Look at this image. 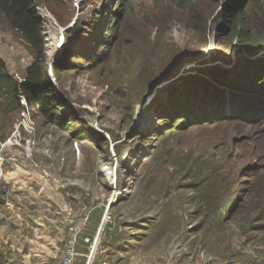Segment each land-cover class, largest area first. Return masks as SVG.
Wrapping results in <instances>:
<instances>
[{"label": "rangeland", "instance_id": "374dc122", "mask_svg": "<svg viewBox=\"0 0 264 264\" xmlns=\"http://www.w3.org/2000/svg\"><path fill=\"white\" fill-rule=\"evenodd\" d=\"M224 1L35 0L74 120L0 93V264H54L71 241L75 264H264V117L153 133L187 76L230 91L210 75L246 53L219 29ZM240 23L263 33L264 0ZM0 58L12 76L33 59L2 13Z\"/></svg>", "mask_w": 264, "mask_h": 264}, {"label": "trees", "instance_id": "16d2710c", "mask_svg": "<svg viewBox=\"0 0 264 264\" xmlns=\"http://www.w3.org/2000/svg\"><path fill=\"white\" fill-rule=\"evenodd\" d=\"M126 1L116 0L118 4ZM248 1L225 0L217 12V16L231 27L229 30L227 26L220 25L219 29L230 36L229 41L236 39L238 45L246 51L245 54L240 50L236 51L232 66L226 69L213 67L210 70L213 80L216 83L228 85L230 91L224 93L222 88L217 87L208 89L193 75L187 76L183 95L174 99L168 108L159 114L158 123L160 124L159 127H155L154 135H162L160 126L173 134L176 131H185L214 122L224 123L227 120L253 122L256 118L263 119L264 102L260 107L257 100H250L249 96L239 93L258 92L264 97V57H251L264 49V31L258 34L247 26H240L241 14L248 5ZM36 7L35 0H0V13L3 14L8 25L27 42L33 54V59L26 67L22 82L14 79L0 58V93L5 96L11 95L16 102H19L20 95H22L30 104H38L35 109L41 115L43 122L57 124L63 130H67L68 125L74 119L71 113L64 109L58 110L61 106L59 97L53 92L45 73L42 22ZM117 17L116 14L112 18L110 28L115 29L114 22ZM84 55L80 54L76 57L84 59ZM68 68L60 66V69Z\"/></svg>", "mask_w": 264, "mask_h": 264}, {"label": "built area", "instance_id": "2783aa9c", "mask_svg": "<svg viewBox=\"0 0 264 264\" xmlns=\"http://www.w3.org/2000/svg\"><path fill=\"white\" fill-rule=\"evenodd\" d=\"M13 77H14V79L17 82H22L24 80V75L18 76V75L15 74V75H13ZM19 101L23 105L27 106V103H26V101H25V99H24V97L22 95H20ZM28 105H30V104H28ZM34 105L37 106L38 104H34ZM27 115H28V111H27V107H25V109H23L21 111V116L23 118V120H22L23 123H25V119L24 118H26ZM26 124H28V121L26 122ZM87 240H88V238H87ZM75 255H76L75 244H74V241H71V242H69L68 244L65 245L64 250L61 252L59 258L55 261L54 264H75Z\"/></svg>", "mask_w": 264, "mask_h": 264}]
</instances>
